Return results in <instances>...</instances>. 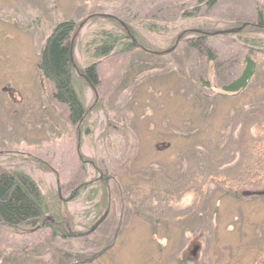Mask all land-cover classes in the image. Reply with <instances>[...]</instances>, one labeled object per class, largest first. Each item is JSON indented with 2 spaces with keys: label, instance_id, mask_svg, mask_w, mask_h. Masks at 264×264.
Returning a JSON list of instances; mask_svg holds the SVG:
<instances>
[{
  "label": "rangeland",
  "instance_id": "374dc122",
  "mask_svg": "<svg viewBox=\"0 0 264 264\" xmlns=\"http://www.w3.org/2000/svg\"><path fill=\"white\" fill-rule=\"evenodd\" d=\"M258 11L264 0H0V171L28 174L48 205L37 225L0 224V264H264ZM62 21L75 27L78 125L37 66ZM121 28L148 50L96 58L99 31ZM200 32L213 60L187 44ZM247 56L248 86L225 92ZM59 220L64 235L49 227Z\"/></svg>",
  "mask_w": 264,
  "mask_h": 264
},
{
  "label": "trees",
  "instance_id": "16d2710c",
  "mask_svg": "<svg viewBox=\"0 0 264 264\" xmlns=\"http://www.w3.org/2000/svg\"><path fill=\"white\" fill-rule=\"evenodd\" d=\"M197 1L205 4L207 9H211L220 0ZM246 26L248 25L241 28L240 32H243ZM74 29L72 21L57 23L41 46L37 66L41 75L53 85V99L66 106L69 122L72 125H78L85 119L86 108L76 89V67L68 44ZM255 30L264 32V17L261 11L257 12ZM205 38L206 33L200 32L195 35V38L188 40L187 44L192 48L198 47L201 54L213 60L212 50L202 43ZM139 42L137 33L131 28L128 32L123 28L121 32L102 29L93 40L94 55L96 58L106 57L117 49L122 52H131L139 48L147 51L148 47ZM254 70V61L248 56L245 57L240 75L222 89L233 94L241 92L248 86ZM84 73L86 83L96 87L98 85L97 63L94 62L86 67ZM99 183L102 185L100 186L103 193L102 204L105 206L107 205V185L104 182L102 184L101 181ZM47 210L48 205L44 196L28 174L22 171H0V224L12 228L34 226ZM49 227L53 234L64 235L57 224L50 223ZM77 261L84 262L81 259Z\"/></svg>",
  "mask_w": 264,
  "mask_h": 264
},
{
  "label": "water",
  "instance_id": "95a60500",
  "mask_svg": "<svg viewBox=\"0 0 264 264\" xmlns=\"http://www.w3.org/2000/svg\"><path fill=\"white\" fill-rule=\"evenodd\" d=\"M240 28H237V29H228V30H220V31H215L214 33H229V32H233L235 30H239ZM175 47L172 46L170 49H167L166 51L164 52H169L171 51L173 48ZM156 54H160V52H157ZM72 57V56H71ZM107 214V211H105V213L91 226V228L89 230H87L86 232H83V233H78L77 235H82V234H88L90 232H92L100 223L101 221L105 218Z\"/></svg>",
  "mask_w": 264,
  "mask_h": 264
},
{
  "label": "flooded vegetation",
  "instance_id": "af4514ba",
  "mask_svg": "<svg viewBox=\"0 0 264 264\" xmlns=\"http://www.w3.org/2000/svg\"><path fill=\"white\" fill-rule=\"evenodd\" d=\"M56 223H58L57 225H58V227L60 228V230L62 229V227H61V225H63V222H56ZM55 223V224H56ZM60 223V224H59ZM60 225V226H59ZM64 225H66V224H64ZM62 231V230H61ZM74 235H77V232L74 234Z\"/></svg>",
  "mask_w": 264,
  "mask_h": 264
}]
</instances>
